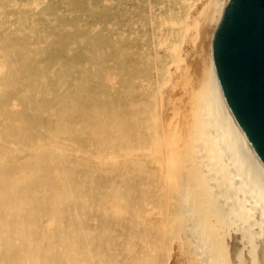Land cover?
Segmentation results:
<instances>
[{"label": "bare ground", "instance_id": "bare-ground-1", "mask_svg": "<svg viewBox=\"0 0 264 264\" xmlns=\"http://www.w3.org/2000/svg\"><path fill=\"white\" fill-rule=\"evenodd\" d=\"M190 1L0 0V264H264V161L212 52L229 0H196L180 25L210 31L193 85L145 50L179 45ZM121 6L139 30L113 20Z\"/></svg>", "mask_w": 264, "mask_h": 264}, {"label": "water", "instance_id": "water-1", "mask_svg": "<svg viewBox=\"0 0 264 264\" xmlns=\"http://www.w3.org/2000/svg\"><path fill=\"white\" fill-rule=\"evenodd\" d=\"M212 52L228 104L264 161V0H229Z\"/></svg>", "mask_w": 264, "mask_h": 264}, {"label": "rangeland", "instance_id": "rangeland-1", "mask_svg": "<svg viewBox=\"0 0 264 264\" xmlns=\"http://www.w3.org/2000/svg\"><path fill=\"white\" fill-rule=\"evenodd\" d=\"M196 0H193L192 2L190 1V5H187L186 6V11H184L185 13H183L182 14V18L181 17H179L178 16V36L182 39V41H181V39H178V43L177 44H179V45H176V46H174V45H172V46H170V44H172V42H173V40H167V39H158V40H154V42H153V44H152V42H151V44L152 45H146V47H145V50H146V52H147V50L148 51H151V49L153 50V52H155L156 51V53L158 52V53H160L161 54V52H162V54L164 55V56H167L166 57V59H169L170 60V56H172L171 58H173V59H171V62L173 61L174 63H176V65H178V68H179V65H180V67H185V69L187 68V67H189V68H187L186 69V71H188L189 72V76H190V84L191 85H193L197 80H198V78H200L201 77V72H202V65L200 66L199 64H202L203 63V60L201 59V53L202 52H204L205 51V49L207 48V44H206V42H207V40H208V35L210 34V31H208L209 30V27H208V25H207V23H205L204 21H203V17H202V15L201 16H199V17H197L198 19H197V25H196V29L195 28H190V30H189V28H188V30H186V32H188V35H185V34H187L186 32H184V34L182 33V31H180L179 29H180V25L182 26V25H188V23H190V20H192L193 18L192 17H196V15L198 16L199 15V11H197L196 9L197 8H195L196 7V5L198 4V2H195ZM193 2H194V4H193ZM119 3H120V1H119ZM196 3V4H195ZM117 4V3H116ZM192 4V5H191ZM124 7V6H123ZM123 7L121 6L120 8L119 7H117V15H114V12H115V8L114 9H112L111 10V12L109 13V14H112L113 15V20H116V21H119V25L121 26V25H123V24H125V25H127L126 27H127V29H133V30H139L140 28H141V23H136V24H134L133 22H135V19H133V16H132V14H131V9L129 8L128 9V11L127 12H123ZM189 7H191V8H189ZM194 9V10H193ZM103 10V9H102ZM192 10V11H191ZM196 10V11H195ZM195 12V13H194ZM193 13V14H192ZM91 16H93V15H91ZM137 16V18L140 16V14H137L136 15ZM109 17V16H108ZM189 17V18H188ZM200 18V19H199ZM169 19V21H167ZM168 19H166V21L163 23V30H165L166 32L169 30V36L171 37V34L174 32V30H173V26H174V19H173V16L171 17V16H169V18ZM180 19V20H179ZM181 19H182V22H181ZM187 20V21H186ZM189 20V21H188ZM204 22H202V21ZM183 21H185V22H183ZM173 22V23H172ZM179 22H180V24H179ZM184 23H186V24H184ZM200 24V25H199ZM149 27H145L146 28V30H145V28H143V31L145 30V31H147L148 33H150L151 32V26L149 25V24H147ZM164 25H166V28H165V26ZM169 25V26H168ZM170 25H172L171 27H170ZM115 26H116V24H115ZM154 26V25H153ZM169 28H171V29H169ZM193 29V30H192ZM131 30L129 31V33L131 32ZM195 31V32H194ZM121 32V33H120ZM194 32V33H193ZM110 33H111V30H110ZM147 33V34H148ZM167 34H168V32H167ZM190 34V35H189ZM114 35H116V38H113V36H112V38H109V40H114V42H115V44H117L118 42H122V40H123V37H125V38H127L128 36H127V33L126 32H124V31H119V30H115V34ZM150 36V35H149ZM166 38H168V37H166ZM169 39V38H168ZM186 39V40H185ZM166 40V41H165ZM205 40V41H204ZM186 41V42H185ZM191 41V42H190ZM156 42H157V44H156ZM167 42V43H166ZM180 42V43H179ZM159 43V44H158ZM187 43V44H186ZM165 46H164V45ZM163 45V46H162ZM168 45H169V47H171V48H169L168 47ZM204 45V46H203ZM148 46V47H147ZM150 46H152V47H150ZM160 46V47H159ZM162 46V47H161ZM177 46H179V48L177 47ZM183 46V47H182ZM197 46V47H196ZM168 49H167V48ZM173 47H175V48H173ZM182 47V48H181ZM199 47V48H198ZM156 48H158L157 50H156ZM162 48H164V49H162ZM177 48V49H176ZM192 49V50H191ZM164 50V51H163ZM176 50V51H175ZM180 50H181V52H180ZM185 50V51H184ZM168 51H170V53L168 52ZM172 51V52H171ZM177 51H178V53H177ZM164 52H165V54H164ZM173 52H174V54H173ZM157 53V54H158ZM169 53V54H168ZM170 54H172V55H170ZM176 54H178V56H176ZM136 55H139L140 57L142 56V54H134V57H135V59H136ZM170 55V56H169ZM138 56V57H139ZM182 56V57H181ZM184 58V59H183ZM200 59V60H199ZM168 60V61H169ZM176 61V62H175ZM174 63H172V65H170V66H174L175 64ZM179 63H181V64H179ZM198 63V64H197ZM174 64V65H173ZM150 64L149 63H147V64H145V66H143L142 67V70H144L146 67V69L148 70V71H146L145 73H144V77H154V71H152L151 70V68L152 67H150L149 66ZM186 65H187V67H186ZM135 70H136V73L138 74V69H137V66H135ZM187 72V73H188ZM156 76V75H155ZM169 80V79H168ZM164 80L163 82V84L162 85H164V87H162L161 88V93H162V95L164 96L163 97V99H161V100H159V97H158V93H157V97H158V105H159V109H161V116L162 117H164V119H165V117H166V111H167V109L165 110L164 109V107H163V105L166 107V108H168L170 105H168V102H170L171 100H175V98H177V96L179 95V93H177V91L175 90V88H172V83H170V81L171 80ZM172 81H173V79H172ZM171 81V82H172ZM167 83V84H166ZM169 84V85H168ZM135 85L133 84V87H134ZM166 87V88H165ZM167 89H168V91H167ZM174 89V90H173ZM164 90V91H163ZM172 91V92H171ZM159 92V91H158ZM173 97H172V96ZM174 95H175V97H174ZM177 95V96H176ZM169 96V97H168ZM164 99H165V101H164ZM166 100H167V102H166ZM162 101H163V103H162ZM181 101V100H180ZM161 103H162V105H161ZM168 105V106H167ZM165 113V114H164ZM112 164L113 163H111V165H110V167L109 168H111V169H113L114 167L112 166ZM108 167H106L105 169L104 168H101L100 169V171L99 172H103V170H104V172L103 173H105V174H110L112 171L111 170H109L108 169ZM251 199V201L253 200V202L254 201H256L254 198H253V196L250 198ZM257 203V202H256ZM258 205V204H257ZM259 206V205H258ZM258 206H257V209H258ZM256 209V214H258V210ZM263 234H262V237L264 238V231L262 232ZM262 237H261V239H262ZM264 240V239H263ZM230 242V240L228 241V243ZM229 245H230V247L232 246L231 245V243H229ZM173 252H175L174 250H172L171 251V254L169 255V257H168V263L167 264H176V262L178 261L177 260V257H176V254L175 253H173Z\"/></svg>", "mask_w": 264, "mask_h": 264}]
</instances>
